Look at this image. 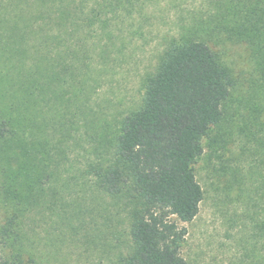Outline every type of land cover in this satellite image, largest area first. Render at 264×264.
Segmentation results:
<instances>
[{"label":"trees","instance_id":"obj_1","mask_svg":"<svg viewBox=\"0 0 264 264\" xmlns=\"http://www.w3.org/2000/svg\"><path fill=\"white\" fill-rule=\"evenodd\" d=\"M149 1L26 3L30 15L21 27L11 28L18 34L9 35L1 50L14 63L19 49L13 46L23 43L24 59L46 64V82L35 79L36 62L20 63L17 80L14 64L8 75L0 74V146H18L19 159L22 142L33 128L32 117L21 114L23 107L35 102L44 85L67 84L65 57L73 38L77 46L82 44L80 30L98 23L104 32L109 22L101 19L104 13L130 17L141 14ZM202 5L166 39L154 72L145 80L140 107L119 124L111 161L90 166L99 188L128 201L127 253L119 256V264H187L181 254L188 233L184 224L196 218L204 196L194 166L203 156L204 140L223 124L230 128L226 140L237 142L247 157L261 164V218L254 223L256 240L245 256L253 264H264V0H203ZM227 45L243 46L249 54L252 71L242 85L222 58ZM1 152L0 200L8 213L0 243L12 253L9 264H37L24 248L20 219L26 207L39 202L37 187L45 184L40 176L46 170L28 176L29 169L20 163L3 162ZM26 176L32 177L29 182Z\"/></svg>","mask_w":264,"mask_h":264},{"label":"rangeland","instance_id":"obj_2","mask_svg":"<svg viewBox=\"0 0 264 264\" xmlns=\"http://www.w3.org/2000/svg\"><path fill=\"white\" fill-rule=\"evenodd\" d=\"M20 1L0 0V74L8 75L14 64L17 80L20 63L36 62L34 77L44 84L46 64L24 59L23 43L13 46L19 49L14 63L1 50L9 35L18 34L11 28L21 27L30 15V0ZM202 2L152 0L144 2L141 14L130 17L104 13L101 19L109 20L105 33L95 23L79 31L82 44L77 46L73 38L64 64L67 84L44 85L35 102L23 107L21 114L32 117L33 128L19 159L18 146H0V151L3 162L20 163L29 169L28 176L46 170L40 176L45 184L37 187L39 202L26 207L20 219L24 248L37 264H119V256L127 253L128 201L99 188L90 166L111 161L119 124L140 107L145 80L154 72L166 39L197 14ZM89 6L91 2L86 10ZM222 58L242 85L252 71L246 49L227 45ZM228 129L223 124L212 131L194 166L204 196L196 218L184 224L188 233L181 254L187 264H253L245 254L256 240L254 223L261 218V164L237 142L226 140ZM1 179L0 173V188ZM7 213L0 200V227ZM1 243L0 264H9L12 253Z\"/></svg>","mask_w":264,"mask_h":264}]
</instances>
